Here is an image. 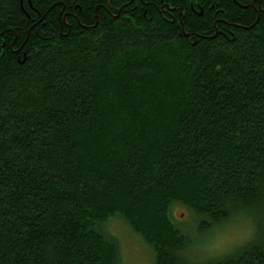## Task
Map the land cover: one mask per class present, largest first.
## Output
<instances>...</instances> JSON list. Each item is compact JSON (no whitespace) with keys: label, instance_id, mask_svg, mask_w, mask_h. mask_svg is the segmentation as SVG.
<instances>
[{"label":"trees","instance_id":"16d2710c","mask_svg":"<svg viewBox=\"0 0 264 264\" xmlns=\"http://www.w3.org/2000/svg\"><path fill=\"white\" fill-rule=\"evenodd\" d=\"M112 217L153 264H264V0H0V264H120Z\"/></svg>","mask_w":264,"mask_h":264},{"label":"rangeland","instance_id":"374dc122","mask_svg":"<svg viewBox=\"0 0 264 264\" xmlns=\"http://www.w3.org/2000/svg\"><path fill=\"white\" fill-rule=\"evenodd\" d=\"M173 222L180 228H192V222L186 210L174 206L171 210ZM252 221L245 215H239L231 222L211 229L204 234L192 237L187 257L193 262L213 261L230 254L244 245L254 231ZM106 231L114 237L120 249V264H153V251L139 236L134 234L119 217H112L106 223ZM191 231V230H190Z\"/></svg>","mask_w":264,"mask_h":264},{"label":"flooded vegetation","instance_id":"af4514ba","mask_svg":"<svg viewBox=\"0 0 264 264\" xmlns=\"http://www.w3.org/2000/svg\"><path fill=\"white\" fill-rule=\"evenodd\" d=\"M171 17V16H170ZM172 18V17H171Z\"/></svg>","mask_w":264,"mask_h":264}]
</instances>
